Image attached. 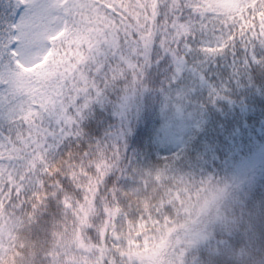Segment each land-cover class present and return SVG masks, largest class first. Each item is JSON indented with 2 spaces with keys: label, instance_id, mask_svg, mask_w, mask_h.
<instances>
[{
  "label": "snow or ice",
  "instance_id": "obj_1",
  "mask_svg": "<svg viewBox=\"0 0 264 264\" xmlns=\"http://www.w3.org/2000/svg\"><path fill=\"white\" fill-rule=\"evenodd\" d=\"M241 93L264 96V0H0V264H264L221 118ZM130 138L171 154L135 165ZM86 201L77 249L54 222Z\"/></svg>",
  "mask_w": 264,
  "mask_h": 264
},
{
  "label": "trees",
  "instance_id": "obj_2",
  "mask_svg": "<svg viewBox=\"0 0 264 264\" xmlns=\"http://www.w3.org/2000/svg\"><path fill=\"white\" fill-rule=\"evenodd\" d=\"M226 0H220L224 3ZM226 4H231V2ZM160 76L157 79H162ZM242 103L232 107L222 119L233 122V127L239 131L237 138V149L229 158V171H242L247 173L251 179V184L244 185V192L249 194V198L259 200L264 197V157L260 155V147L264 146V96L259 93L244 94L241 93ZM102 122L89 120L85 122L84 129L87 136L94 140H99L105 136L107 131H112L117 121L111 117L110 113H100ZM134 122V121H133ZM159 152L151 151L148 146L140 148L135 138L127 140V155L131 162L139 166L157 165L163 163V158ZM171 153L167 152L168 156ZM89 199H94L90 197ZM70 207V205H66ZM98 215L95 204L85 202V207L79 211V219L85 221L84 225L79 224V220L69 215L66 218L56 220L54 231L60 239L68 246H75L80 249L81 246L87 247L83 243V234L80 229L83 227H92L91 220ZM107 215V213H106ZM115 219V216L112 217ZM80 236L81 239L77 240ZM94 264V262H90Z\"/></svg>",
  "mask_w": 264,
  "mask_h": 264
},
{
  "label": "rangeland",
  "instance_id": "obj_3",
  "mask_svg": "<svg viewBox=\"0 0 264 264\" xmlns=\"http://www.w3.org/2000/svg\"><path fill=\"white\" fill-rule=\"evenodd\" d=\"M232 2V0H226L224 1V4ZM167 154L166 151L161 150L159 153V156H161L162 158L165 157V155ZM141 254L145 255L147 257H154L156 255V252L152 249H150L149 247L145 246L143 249H141Z\"/></svg>",
  "mask_w": 264,
  "mask_h": 264
}]
</instances>
